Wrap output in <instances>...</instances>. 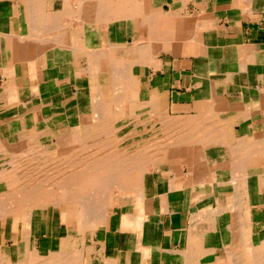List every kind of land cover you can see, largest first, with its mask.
<instances>
[{
  "label": "crops",
  "instance_id": "obj_1",
  "mask_svg": "<svg viewBox=\"0 0 264 264\" xmlns=\"http://www.w3.org/2000/svg\"><path fill=\"white\" fill-rule=\"evenodd\" d=\"M136 151L139 183L106 181L105 213L32 208L23 238L81 264H226L234 219L243 244L264 238V0H0V194L26 165L80 174Z\"/></svg>",
  "mask_w": 264,
  "mask_h": 264
},
{
  "label": "bare ground",
  "instance_id": "obj_2",
  "mask_svg": "<svg viewBox=\"0 0 264 264\" xmlns=\"http://www.w3.org/2000/svg\"><path fill=\"white\" fill-rule=\"evenodd\" d=\"M118 73H119L118 76H119L120 79H117L116 83L114 82L115 83V87L114 88L116 90H118L119 92H122L123 90L126 89L125 86H124L125 84H124V82L122 80L123 79V75L125 73V69L124 70L122 69L121 71L118 70ZM112 84H113V82H112ZM111 93H114V91L111 92ZM112 101H115V105L114 104L113 105L115 106V108L117 110L121 109V108L122 109L123 108L124 109L128 108L129 105L132 104V103L127 102V101H130V100H127L123 96L122 97L121 96L116 97ZM143 103L147 104V102H143ZM103 105H104V107L111 106V101H110V103L108 102V103H105ZM141 108H145V107L141 106ZM153 108H154V106H153ZM179 136H180V134H179ZM159 139H161V138H159ZM99 142H97V143H99ZM110 142H108V143H110ZM172 142H175V141H172ZM109 145H112V144H109ZM160 146L163 147V145L160 144V145L155 146L154 149H156V151L160 152L162 150V148H160ZM151 147H153V146H151ZM139 148H141V147H139ZM139 148H138V150H139ZM171 148H172V146H171ZM116 150H117V148L115 149V151ZM168 150H169V148H168ZM139 151L138 152L136 151V153L134 152L135 155L137 154L136 158L133 156L134 155L133 151L132 152L130 151L133 154V155H130V157L128 155H125V157H123L121 155H117L118 154L117 153L116 154L117 157H114V159H112V160L107 159V158H100V160H95L94 159V160L90 161L91 159L89 158L88 162H86L87 161V159H86V161H85L86 164L84 163L85 165L83 166L82 171H88V170L89 171L90 170L96 171V173L93 176H91V177H89V175L87 176V174L86 175L85 174L82 175V173L81 174L75 173V174L65 175L63 173V171H62L63 168H60L58 166V168H60L59 170H58V168H57V170L53 169V171L55 170L56 173H53L52 171H50L51 169L48 170V172H44L46 170V168H48V167H46V168L44 167L45 170L42 169V171H41V172H44V173L41 174L39 172L41 169L38 171L35 168L36 171H38L40 173V177L47 175L46 176L48 178L47 179V183H46V181L45 182H41V180L40 181L39 180H35V176L38 174L37 172H35L36 175L34 176L33 175L34 172L32 174V172L30 173V172L23 171L22 172L23 175L20 178L18 176H17V179L16 178H11V177L7 178V181H8V183L6 184L7 185L6 186L7 190L5 192L2 191L3 193L0 194V219L6 218V219L12 220V223H13L12 226L13 227L16 226V234H18L20 236L21 242L18 245L17 253H16V256L18 257V259H17V262L15 264H32L33 263L32 258H33V260L40 259L42 257L46 258L45 257L46 255L44 256V252L45 251H43V250H35L29 244L28 239L27 238L26 239L23 238V235L24 236L27 235V232L25 233V231H24L25 230L24 228H26V227H24V225L22 226V224L20 222H17L16 218L19 217V219L21 221H23V220H24V222L26 221L25 224L27 225V228H28V226H29L28 224H30V222L32 220V216H31V209L32 208H37L39 206H44V205H47V204H51V205L52 204H56V203L57 204H60V203L65 204V203H69L70 201H73V200L74 201L78 200L77 202L82 201L84 203V209H85V213L84 214H86V216H88V215L89 216H91V215H93V216L99 215L101 213V211L104 212V208L105 207H103L104 205H102L99 200H100L102 194L103 193L105 194L107 192V190H106L107 187L105 188V185H106V181L109 183L108 179L113 178V180L111 179L112 182H110L109 184L107 183V184L109 186H112L113 188H116V189L119 188V190L123 189L125 186L133 185L135 187V185H138L140 170H142L141 169V163L138 162V159L141 157V156H138V155H140ZM145 151L149 152L148 150H145ZM154 153H156V152H154ZM86 154H88V157H89L90 153L87 152V153H85V155ZM104 155H106V154H104ZM142 155H143V153H142ZM108 157H110V156H108ZM132 157H134V158L132 159ZM137 157H138V159H137ZM144 157H146V156H144ZM67 161H69V160H67ZM81 165H83V164H81ZM26 166H28V165H26ZM26 166H25L26 171H33L31 169V167H29L30 169H27ZM69 167L70 166H68V168ZM32 168L34 169V167H32ZM19 172H21V171H19ZM118 175H120L121 177L116 179ZM237 177H238V175H237ZM60 178H61V180H60ZM19 179H20V182H19ZM126 179H128L127 181L130 180L129 184H127L128 182L125 181ZM62 180H65V181H62ZM95 182H96L97 186H93L95 184ZM17 183L19 185H17ZM43 183H46V184H43ZM140 183H141V181H140ZM245 183H246V181H245ZM64 186H67L66 190H64L66 188ZM49 187H51V189ZM52 187H57V188L59 187L58 190L62 191L63 194L59 195L60 193H58V192H57L58 193L57 194L55 189H52ZM72 187L78 188L79 190L77 191L75 188H72ZM139 192H140V190H139ZM240 192H241L240 188H238L236 190L235 198L233 200V204L234 205H232V206H235L237 209L238 208L239 209L240 208H244L245 206L248 205V202L249 203L251 202V200H250L251 197H250V195L246 194L247 192L244 195L240 194ZM82 195H84V196H82ZM140 196H142V194ZM245 198H248V199L245 200ZM139 199H140V202H141V198H139ZM65 211H66V209H65ZM232 213H235V212H232ZM239 215H241V213ZM96 217L97 216H95V218ZM238 217L239 216H237V218ZM90 218H92V217H90ZM235 218H236V216H235ZM87 219H88V217H87ZM233 219H234V217H233ZM233 219H232V221H233ZM90 220L88 222H86V223L90 224L89 223V222H91ZM239 220H235L234 219V222L236 221V224H233L234 226L232 225L233 227L230 228L231 232H232V234H231L232 239L230 238L232 240L231 241L232 244L230 246V248H231L230 250L231 251L228 252V254H227V262H226V264H264V238H261L260 236H255L254 235L255 237L253 238L252 243L250 244V246H248L253 251V253L251 255H243L240 252L242 248H246L247 247V245L242 243L243 229H244V227H248V226H251V225H248L247 222H245V224H244V223L240 222ZM249 224H251V223H249ZM90 226L92 227V225H90ZM1 250L2 249H0V260H4L5 258H4V255H2V251ZM255 250H257V251H255ZM66 260H67V258H66ZM44 261L48 262L49 264H54L52 261H51L52 263L47 261V260H44ZM3 262H1V263H3ZM72 262H74L72 264H81L80 261H79V257L78 256L76 258H74ZM59 263L61 264V262H59ZM86 264H92V263L88 262Z\"/></svg>",
  "mask_w": 264,
  "mask_h": 264
},
{
  "label": "rangeland",
  "instance_id": "obj_3",
  "mask_svg": "<svg viewBox=\"0 0 264 264\" xmlns=\"http://www.w3.org/2000/svg\"><path fill=\"white\" fill-rule=\"evenodd\" d=\"M126 155V154H125ZM125 155H123V157H125ZM122 156V155H121ZM30 166H27V169H30L29 168ZM61 168V167H60ZM60 168H58V169H60ZM25 169V168H24ZM31 169L33 170V171H25V172H32V174H33V172H34V176L36 175V173L35 172H37L38 174L35 176V180H41V182H45L46 181V183H47V175L46 176H41L40 177V173L41 174H43L44 172H48V170L46 171L45 169V171L44 172H41L42 170H40V169H37L38 171H36V169L34 168H32L31 167ZM26 170V169H25ZM81 170V171H80ZM78 171V170H77ZM79 171H80V174L82 173V175H86L87 174V176L89 175V177H91V176H93L95 173H96V171H93V170H88L87 172H85V171H82V169H79ZM76 173H79V172H76ZM38 176V177H37ZM121 176L120 175H118L117 176V178L116 179H118V178H120ZM126 178V177H125ZM113 180V178H110V179H108V181H109V183L110 182H112V180ZM60 180H61V178H60ZM62 181H65V180H62ZM19 182H20V179H19ZM46 183H43V184H46ZM42 185V184H41ZM40 185V186H41ZM93 186H96L95 184L93 185ZM64 187H66L64 190H66L67 189V186H64ZM63 187V188H64ZM50 189H51V187H49ZM72 188H75V187H72ZM95 188V187H94ZM52 189H55V191H56V193L58 192V193H60L59 195H61V192L62 191H60V190H58L59 189V187L57 188V187H52ZM77 191L79 190L78 188H75ZM58 190V191H57ZM82 196H84V195H82ZM87 198V197H86ZM8 220H10V219H8ZM9 222V221H8ZM251 227H249L248 228V230H247V233H246V243H245V245H247V247L246 248H242L241 249V253L243 254V255H251L252 253H253V251H252V249L250 248V247H248V246H250V244L252 243V241H253V238L255 237L254 235H255V229H256V227L254 226L253 227V231L250 229ZM259 228H261L260 226H259ZM9 230H11V226H9V225H0V232H4L5 231V234L6 235H8V232H9ZM13 230H14V233H16V226H14L13 227ZM231 234H232V232H231ZM252 236V237H251ZM260 237H261V235H260ZM262 238V237H261ZM5 245H11V241L10 242H5L4 243ZM5 249L3 250V252H2V255H4V260H0V264H15L16 262H17V259H18V257L16 256H12V257H10L9 256V254H8V252H9V250H8V248H6V247H4ZM6 253H5V252ZM92 251V250H91ZM91 251H88L89 252V254L91 253ZM231 250L229 249L227 252H230ZM255 251H257V250H255ZM75 252V251H74ZM93 252V251H92ZM13 253H14V251H13ZM66 253L68 254V252L66 251ZM67 254H65V251H61V252H56L55 254H53V256H49L48 254H46L47 256H45L46 258H44V257H42V258H40V259H36V260H33V258H32V261H33V263L32 264H49L48 262H46V261H44V260H47V261H49V262H53L54 264H60L59 262H61V264H72V263H74V262H72L73 261V259L74 258H76L78 255L77 254H68V255H70V256H68ZM74 255V256H73ZM66 258H67V260H66ZM71 258V259H70ZM96 258L98 259V260H101V262L103 263L104 261H103V259H101V257H99V256H97L96 255ZM35 259V258H34ZM52 259V260H51ZM39 260V261H38ZM4 261V262H3ZM31 261V262H32ZM1 262H3V263H1ZM43 262V263H42ZM51 262V263H52ZM90 263L91 261L90 260H87V262L86 263ZM105 263V262H104ZM103 263V264H104Z\"/></svg>",
  "mask_w": 264,
  "mask_h": 264
}]
</instances>
